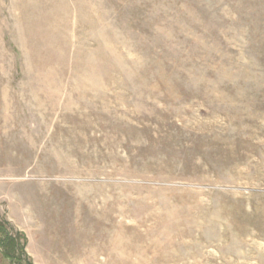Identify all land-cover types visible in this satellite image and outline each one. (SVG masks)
I'll list each match as a JSON object with an SVG mask.
<instances>
[{
    "label": "rangeland",
    "instance_id": "rangeland-1",
    "mask_svg": "<svg viewBox=\"0 0 264 264\" xmlns=\"http://www.w3.org/2000/svg\"><path fill=\"white\" fill-rule=\"evenodd\" d=\"M6 239L0 264H264V0H0Z\"/></svg>",
    "mask_w": 264,
    "mask_h": 264
},
{
    "label": "trees",
    "instance_id": "trees-1",
    "mask_svg": "<svg viewBox=\"0 0 264 264\" xmlns=\"http://www.w3.org/2000/svg\"><path fill=\"white\" fill-rule=\"evenodd\" d=\"M6 237H8V234H7ZM5 241H6V244L1 243L0 247L4 246V248H5V251L3 252L4 255L6 257H8V258L13 259L12 255H13V252H15L14 243H13L14 241L13 240L12 241H8L7 239ZM2 242H4V241H2ZM18 264H29V263H28V261L19 259Z\"/></svg>",
    "mask_w": 264,
    "mask_h": 264
}]
</instances>
